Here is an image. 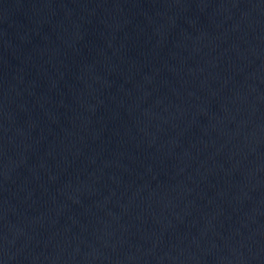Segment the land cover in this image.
<instances>
[{"label": "water", "instance_id": "1", "mask_svg": "<svg viewBox=\"0 0 264 264\" xmlns=\"http://www.w3.org/2000/svg\"><path fill=\"white\" fill-rule=\"evenodd\" d=\"M0 264H264V0H0Z\"/></svg>", "mask_w": 264, "mask_h": 264}]
</instances>
